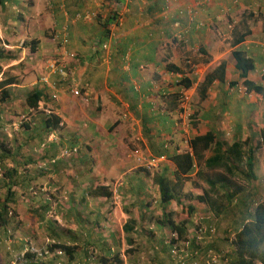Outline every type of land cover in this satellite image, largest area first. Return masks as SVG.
Here are the masks:
<instances>
[{
  "label": "crops",
  "instance_id": "obj_1",
  "mask_svg": "<svg viewBox=\"0 0 264 264\" xmlns=\"http://www.w3.org/2000/svg\"><path fill=\"white\" fill-rule=\"evenodd\" d=\"M42 1L47 0H31L32 3L27 7L22 4L20 10L15 11L13 9L18 2L4 0L5 9L0 10V18H3L1 22L3 25H10L13 28L18 25L23 30L25 38L33 39L30 48L32 53L52 55V58L56 59L63 58L61 64L65 67V77L68 80L65 77L61 79L63 81L66 79L67 84L52 77L51 87L39 81L35 85L46 96L39 103L45 105V112L49 105L47 95L50 96L53 91L59 93L56 94L59 97L58 101L53 106L54 117L59 119V124L52 128L46 137L48 155L51 150L67 145L79 150L82 147L83 155L74 159V162L91 166V162L94 161L95 166L101 169L112 166L128 167V161L119 160L115 151H125L130 147L127 146L130 144L126 142V138L136 130L138 124L144 132L142 135L145 139L144 145L154 152H159L158 154H163L167 150L173 153L172 150L176 148L174 140L168 138L170 145L167 146V141L159 140L152 130L155 127L158 128V133H164L166 137L175 136L173 118L175 114L182 112L177 105L178 91L172 90L173 86L180 87L177 86L178 77H187L193 82L190 96L195 95L197 100V106L191 114L199 120V127L192 132L191 138L214 131L220 140L230 145L235 140H241L247 141L249 146H258L259 132L264 128V93L258 95L246 91L249 100L246 97L239 98L236 94L238 84L235 86L231 84L239 79L231 51L238 49L252 59L254 69L248 73L247 78L264 89V0H49L52 5L50 7L44 5ZM62 6L67 9L70 18L62 15ZM113 11L117 18L116 23L109 25L110 33L105 38L102 36L101 23L104 18L112 15ZM78 12H94L96 18H74V14ZM14 14L16 16L12 17ZM247 30L249 33L243 41L236 47H231L233 38L239 37ZM53 34H56L58 40L51 39ZM63 37L68 41L66 45L60 43ZM172 37H177L180 41L179 49L171 48ZM55 41L58 42L53 46ZM103 45H106L105 50L102 48ZM5 47L9 51L17 48L13 44ZM170 55H173L171 59ZM228 56H231L232 60ZM221 62L226 64L224 83L215 80L206 89L200 88L205 75ZM170 63L179 66L182 71L180 75L175 74L176 84L172 83L171 77L174 74L166 70V65ZM229 71L235 77L233 80L229 79ZM250 74H254L253 77ZM240 82L242 83V80ZM14 86L18 89L23 88L19 83L12 85L6 103L16 102L15 94H12ZM74 86L80 89V96L69 95L70 89ZM181 91L189 93V90L183 87H180ZM27 93L28 91L25 94ZM161 101L163 107L160 105ZM0 105V119H13L12 114L8 115L9 111L2 110L3 104ZM252 111L256 115L255 119L259 118L258 123L254 120L256 125L249 120ZM225 113H228V119H233L230 121L234 126V134L231 137H227L220 127V119ZM41 123L40 121L37 127L43 130ZM42 134L45 138L46 134ZM67 139L69 141L65 142ZM23 145L25 143L18 144L12 149L20 151ZM261 152L264 154V147L256 153V171L262 166ZM13 161L7 159L3 164L7 168H12L15 165ZM28 163L32 162L22 160V165ZM167 163L173 172V165ZM16 164L22 166L20 162ZM19 174L31 180L40 176L33 170H25ZM138 176L130 177L126 174L128 178L120 183L119 190L103 186L111 194L108 198L94 194V189L88 192L86 197L93 198V203H99L100 207L95 211L94 220L86 223L82 221L78 228L67 224V230H64L66 233L62 234L58 227L66 229L64 225L56 223L57 228H54L50 223L47 231H51L52 239L38 230L42 222L35 218L34 214L35 211H40V208H29L26 217L23 214L24 216L18 215V218L10 219L9 224L0 226V264H58L67 260L77 264H90L97 260L99 264L101 258L110 262L113 260L111 258L116 256L122 260V264H131L130 257L127 259V254H120L116 248L139 245L143 249L137 257L142 259L146 251L155 246L162 247L170 239V230L157 226L154 222H143L137 223L133 231L126 234L122 228L126 223L124 217L127 213L118 206L113 210L111 206L107 209L110 205L108 202L121 196L135 200L136 204L139 183L143 185L145 193V186ZM102 177V184L107 183V174L103 172ZM155 177L152 178L154 184ZM170 179L173 180V177ZM183 188L184 185L182 192ZM119 191L121 196L118 195ZM173 203L177 204L172 201L166 210V213L171 215L170 219L174 212L171 208ZM193 206L198 210L199 219L204 217L205 210H208L209 214H215V211L206 204ZM138 211L139 209L134 215L132 213L133 220L139 219ZM231 212L229 214L233 220L234 215ZM59 220L61 219L58 218L57 221ZM175 223L183 226L189 233L185 237L192 235L196 230V226L193 228L189 222ZM217 227L219 228V224ZM73 231L83 232L77 236ZM225 232L226 229L221 231L223 234ZM215 241L220 242L218 238L216 240L214 238ZM49 242L74 248L70 255H66L65 260L56 256L38 257L39 250L43 246L45 248ZM165 253V256L159 252L148 258L164 260L165 264H169L167 252ZM202 260L203 257L200 256L199 261ZM131 261L132 264H136L134 263L136 260ZM190 261L186 259L183 263H194ZM230 262L225 260L224 263Z\"/></svg>",
  "mask_w": 264,
  "mask_h": 264
},
{
  "label": "rangeland",
  "instance_id": "obj_2",
  "mask_svg": "<svg viewBox=\"0 0 264 264\" xmlns=\"http://www.w3.org/2000/svg\"><path fill=\"white\" fill-rule=\"evenodd\" d=\"M16 1L18 3L15 5L16 8L13 9L15 11L20 10L22 4H25V7H27L29 3H32L31 0ZM42 3H44V5L47 4L48 7L52 6L51 1L49 0L45 2L42 1ZM51 9L53 8H50V10ZM61 10L62 15L70 18V15L65 7L62 6ZM78 13L74 14V18H96V14L94 12ZM15 16V14L12 15V17ZM2 21L3 18H0V26H2L0 28V80L14 76L16 77L17 82L23 88L18 89L16 86L12 87V89L14 90L12 91V94H15L16 102L6 103L2 106V110L5 112L9 111L8 115L12 114L14 118L11 120L6 118L0 119V144L3 143L4 150H9V156L12 158V160L15 161V164L17 162H20V165H22V160L26 159L32 162L22 166L16 164L18 171H20L21 174L24 173L25 170H33L35 173L41 174L36 179L29 181L25 188L19 187V189H17L16 187L14 191H12L15 192L14 202L9 206V209H12L13 212L12 218H18V215L21 216L23 214H25L26 217L28 212L27 207L40 208V211H38V213L43 214L44 221H42L41 225H39L41 228L38 227V230L43 235L46 234L47 236H50L48 238L52 239L51 231H47L48 224L52 223L54 225V228H57L56 223L64 225L63 227H65L66 229L58 227L60 228V234H62L66 233L65 231L67 230V224L69 226L72 225L78 228L80 226V222L83 221L84 223H86V221L94 220L95 211L100 207H98L99 203H93V198L86 197L88 192L103 186H106L107 188L111 187L113 190H117L118 188H121L120 183L127 180L128 177H126V174H128L130 177L139 175V179L142 180L145 186L146 197L143 199L144 204H150V206L153 208V211L156 209L158 210L159 199L156 195V187L152 182V178L159 174H165L167 178H170L172 177L171 171L169 168V163H167V161L157 162L154 165L151 164V160L157 158L156 154H158L159 152H154L153 150L148 148L147 145H144L145 139L142 136L144 135V132L140 124H138L135 127L136 130L132 132V134H128V137L126 138V142L130 144L127 146L130 147L125 151H115V155L119 158V160L124 159L128 161V167L112 166L101 169V167L95 166L94 161L91 162V166L87 164V166H84L83 164L74 162V159H78L79 156L83 155L82 147H80V150L77 148L71 149L67 145L63 146V148L60 149L51 150L50 152H48L50 155H48V148L45 145L47 139H43L44 141L42 143H40V140L36 137H33L32 140H27L28 137H32V135L34 134H41L42 130H38L37 125L40 123V121L43 120L44 117L55 115L53 106L58 101L59 97H57V95L59 93L57 94L53 91L50 96L47 95V101L49 102V105L47 107V112H45V105L42 104H39L38 109L36 110H29L25 107L24 97L26 95V91L34 88L36 83L42 78H45L47 80V85H50V87L52 86V77H56L57 80H60V82L66 84L68 82V79L67 77H65L67 80L65 79V81H63L60 75L51 73L48 67L49 64L55 60L59 61L61 64V60L63 59L62 57L56 59L52 58V55H36L34 54L35 52L32 53L33 51H31L30 48L33 39H27V37L25 38V36L23 35V30H21L18 25L13 28L12 26L10 27V25H3L1 23ZM55 35L56 34H53L51 36V39L54 38L55 40H58V37ZM57 42L58 41H55L53 43V46H55ZM11 44L17 46V48H14L13 51H9L5 47ZM180 46L181 45L178 38L172 37L171 48L175 47L176 49H179ZM16 52H19V54H17ZM172 57L173 55H170V59ZM229 57L231 58V56H228V58ZM177 58L175 60H177ZM180 58L181 56L179 57V60ZM177 63H179V61ZM63 68L64 72L66 73L65 67ZM228 75L230 76V80H233L235 78L231 71L228 72ZM253 75L250 74L251 77H253ZM174 77L175 74L171 77L173 78L172 83L176 84L174 81ZM180 78L181 77H178V80H180ZM237 80L238 87L236 88V94L239 96V98L246 97V99L249 100L246 94V90L240 82V79ZM75 87L76 86L72 88ZM180 87L173 86L172 88L173 91H178L179 98L177 99V105L178 109L182 110V112L175 114L173 118V128L175 136L166 137L164 133H158L159 130L155 127H153L152 131L157 134L159 140L165 139L168 143L167 146L170 145L168 138H172L174 140L173 142H175L176 144V148L183 152L187 150V141L191 138L192 132L196 130L197 127H199V120L196 119L197 117L195 115L191 114V112H193V110L197 106L195 95L190 96L191 90H189V93H186L185 91L180 92ZM69 95L73 96L71 91ZM84 100L86 101L87 98ZM199 104H201V102H199ZM160 105L163 107L162 101ZM228 116V113H225L224 116L220 119V127L223 133L227 134V137H231L234 134V126H232V123H230V121L233 119H228ZM255 117L256 115L252 111L249 120H252L253 122L249 121V123L251 122L253 125H256V121L258 123L259 118L255 119ZM254 120L256 121L254 122ZM68 137L70 138L71 136L69 135ZM51 140L53 141V139ZM67 141H69V139L65 140V142ZM24 143L25 145H23V148L20 151L12 149L15 148L18 144ZM175 144H173V146H175ZM43 145L46 148V152L45 150L43 151ZM109 154L112 155L111 153ZM209 156L210 154L206 153L205 158ZM114 160L115 158L112 159V162ZM260 160L262 165L261 169L257 168L256 171L257 176L259 177V181L253 183L252 187H250L249 185L247 186V193L252 194L256 202H259L260 199L264 198V154L262 152L260 153ZM9 164L10 163H8V165ZM27 165L28 167H26ZM45 167L46 171L45 169H43ZM198 168L200 171V175L197 176L195 174ZM103 172L107 174L106 181H108L107 183H103L104 185L102 184L101 180L103 179ZM123 172L124 174H122ZM220 173H222V171L220 170L213 171L206 169V167L203 166V162H201L199 166L197 165L193 169V171L188 176V181L184 183L183 195L185 194V198H182V201L180 203H173V206L171 207L174 210L172 219L175 222L186 221L191 223V226L193 228L197 225H199V227L201 226L200 221H202V219H199L197 212L198 210L194 207L192 211H190L189 206H191V204L200 205V203L197 201V196H201L202 198L204 196L205 190L209 188L204 179L214 178L217 174ZM1 174L2 170H0V179ZM20 177L23 178L22 176ZM22 185L23 183L21 184V186ZM125 191H127V189H125ZM119 193L120 191L118 192V195H120ZM190 194H192L193 197L191 196L192 198L188 199ZM0 195H2L3 197L4 195H6V189L2 188L1 182ZM121 197H118L119 199L117 198L108 202L110 203V205L107 207V209L111 206L113 210L114 207L118 206L122 211H125L127 213H125L126 215L124 214V220L127 221L129 217H133L134 213L137 212V209H139V206L135 204V200L130 199L129 197H122L121 199ZM217 200L220 201V197L218 194ZM114 202H116L117 204H114ZM249 204L250 202L248 203V205ZM253 210L254 208L251 207L250 209H247L246 212H249L250 216L252 217ZM89 211L91 212L89 213ZM205 213L206 214L204 215V217L210 216V218L212 219V216L209 214L208 210H205ZM62 215H64V217H62ZM158 215L159 214L156 215L155 213L154 218H157ZM58 218L61 220L57 221ZM230 221L231 215H220L219 217L216 216V218H214L213 226L215 230L212 234L215 240L216 238H218L220 241L219 243L218 241H215L213 244L215 245L214 251H216L217 253H214L212 250V255L209 256L206 255V252H204L205 249L201 250L199 254L195 256L199 257L190 261L191 263L194 262L193 264H207L208 262V264H218V257L220 264H225V261L221 258L228 256L227 254L230 244L229 238L230 240H232L233 238V235L228 234V230L229 233H234L236 231V228H234L233 225H231L230 228L228 227ZM218 224L219 228L217 227ZM198 229L199 228H197V230ZM225 229L226 232L224 234L221 233V231ZM82 232L83 231H76L74 233L78 236ZM187 236L190 237V235ZM43 238L45 237L43 236ZM49 244L50 242L45 246V248L43 246V248H41L39 251L48 250L47 248ZM177 244L180 251L186 252L184 246L182 245V242H178ZM174 248H176V246ZM141 249H143V247H140L139 245H133L132 247L120 246V248H116V250L120 254H127V259H129L130 257L129 263L131 264L133 263L131 260H136L134 262L136 264H158V261L148 258L156 255V250L154 248L149 250L148 252L146 251L145 254L142 255V259L137 257L140 255L139 253L142 252ZM176 252L177 251L170 252L171 256H168L170 259H168L167 261L169 264H176L175 262L178 260L176 259ZM180 254L181 252L179 253V260L181 261L182 257ZM200 256L203 257V262L199 261ZM212 256H214V261H212ZM183 261L184 260H182V263ZM90 264H98V261L95 260Z\"/></svg>",
  "mask_w": 264,
  "mask_h": 264
},
{
  "label": "trees",
  "instance_id": "obj_3",
  "mask_svg": "<svg viewBox=\"0 0 264 264\" xmlns=\"http://www.w3.org/2000/svg\"><path fill=\"white\" fill-rule=\"evenodd\" d=\"M4 0H0V10L3 11L5 8ZM4 8V9H3ZM114 10V9H113ZM116 15L114 11L112 15L108 18H104L101 23L102 36L106 38L109 35V25L115 24ZM249 33L245 31L239 37L235 36L231 47H236L239 45L244 37ZM231 56L235 61V70L238 72V77L242 80V85L245 87L247 92H254L258 95L264 93V89L253 82L248 80V73L253 71L254 63L251 58H249L243 51L238 49L231 51ZM166 70L172 74L180 75L182 71L179 66L168 64L166 65ZM226 64L225 62L219 63V65L205 75L204 80L199 86L200 88L206 89L213 81L218 80L220 83H224L226 77ZM16 77H8L6 79L0 80V103L6 104L9 99V88L12 85H16ZM193 82L187 78L182 77L177 85L182 86L185 90H190L192 88ZM233 86L238 84V81L231 82ZM203 89V90H204ZM46 98L41 89L37 87L32 88L28 91L24 97V105L29 110L38 109L39 103ZM1 106V105H0ZM42 132L41 134H34L32 137H28V140H32L33 137L40 140L42 143L46 139L47 135L52 128L59 124V119L54 116L44 117L41 121ZM38 130H41L38 128ZM46 136L44 138V134ZM259 143L257 147L249 146L247 141L235 140L231 145L225 141L219 139L217 132L208 131L206 134L201 136H195L187 141V150L181 152L178 148H175L173 153H169L167 150L163 154H156L157 157H165V161L170 162L174 171L171 172L173 180L167 178L165 174H159L155 177V187L156 195L158 197V210H154L150 204H144L143 199L145 196L143 185L139 183L138 186V197L136 199V205L139 206L138 220H133L129 218L124 224L122 230L124 233H131L137 223L142 224L143 222H154L157 226L165 227L166 230L171 231L170 239L163 245L155 246V254L162 253V256H169L173 248L176 246L178 259L175 263H182L179 260V253L181 252V257L185 261L186 259L194 260L196 259L199 252L204 250L206 255L211 256L212 250L214 253L215 245L214 243V218L220 215L229 216V212L233 213L234 219L231 220L228 225L236 228L234 233H229L233 235L232 240H230L228 256L221 258L222 260L231 261L230 264H264V198L260 199L259 202L255 201L252 194L247 193V186L252 187L258 179L256 174V153L261 148L264 147V128L259 132ZM46 145V144H45ZM43 145V151L45 150ZM72 149V148H71ZM0 170H2L0 182L2 183V188L6 189V195L4 197L0 195V226H6L9 224L10 219H12V209L9 206L14 202L15 192L14 189L17 187L25 188L27 183L31 181L30 178H21L20 171H18L17 165H13L12 168H7L3 162L7 159H12L9 155V150H4L3 143L0 144ZM206 153L210 156L205 158ZM13 161V160H12ZM14 162V161H13ZM203 162V166L208 170H220L222 173L217 174L213 180L207 178L204 181L209 186V191H205L204 196H197V201L208 205L211 209L215 211V214H210L208 217H202L200 221L201 226H196V230L190 237H185L186 229L179 224H176L172 219L171 215L166 213L167 206L175 201L180 203L183 195L182 187L186 181H188V176L193 171V169ZM46 171V167L43 168ZM166 170V169H165ZM43 172V171H42ZM41 175V174H40ZM195 175H200L199 168ZM209 181V182H208ZM23 185L21 186V184ZM142 183V182H141ZM94 194H99L103 197H110L111 194L107 191L106 187H98L93 190ZM217 194L220 197V201L217 200ZM215 195L216 197H214ZM193 195L190 194L188 199H191ZM250 204L248 205V203ZM248 206V207H247ZM251 207L254 208L252 217L247 209ZM194 208L193 204L189 206V210L192 211ZM27 209H29L27 207ZM44 210V209H43ZM160 210V211H159ZM159 211V212H158ZM35 218L40 222L44 221L43 214H39L35 211ZM11 213V214H10ZM155 213L159 214L157 218H154ZM14 219V218H13ZM217 221V219H216ZM197 228H199L197 230ZM192 236V237H191ZM178 242H182L186 252L180 251L178 248ZM74 247L66 246L64 244L58 245L53 244L48 246V251L53 252L55 249L62 250L64 252V257L70 255ZM159 248V249H157ZM157 255V254H156ZM171 256V255H170ZM157 258V257H156ZM112 261L108 262L107 259L101 258L99 264H122L117 256L112 257ZM158 259V258H157ZM170 259L169 257L167 260ZM65 260V258H64ZM68 263V260L65 261ZM62 261L63 264H66ZM217 262L219 263L218 257ZM61 264V263H60ZM158 264H165L164 260H158Z\"/></svg>",
  "mask_w": 264,
  "mask_h": 264
},
{
  "label": "built area",
  "instance_id": "obj_4",
  "mask_svg": "<svg viewBox=\"0 0 264 264\" xmlns=\"http://www.w3.org/2000/svg\"><path fill=\"white\" fill-rule=\"evenodd\" d=\"M55 40V39H54ZM67 39L66 37H63L61 40H60V43L65 45L67 43ZM102 48L105 50L106 49V45H103ZM59 61H53L49 64V70L51 71V73H54V74H58L62 77V79H64V77L66 76L65 75V72H64V68H63V65L60 64V62L58 63ZM41 84H46L47 85V80L45 78H42L40 79L39 81ZM71 93L75 96H80L81 95V92H80V89L75 87V88H71L70 89ZM165 157H157L153 160H151V164L154 165L156 164L157 162H164L165 161ZM54 244V243H53ZM51 244V245H53ZM48 249V248H47ZM176 251L175 248H173L172 252ZM177 254V252H176ZM38 257H43V258H48V257H51V256H56V257H60L62 258V260L65 258L64 257V252L62 250H59V249H55L52 253L49 252L48 250H44V251H40L37 253ZM214 256H212L213 258ZM216 258V257H215ZM212 261H214V258L212 259ZM63 264L62 262H59L58 264ZM66 264H75V263H66ZM208 264V262H207Z\"/></svg>",
  "mask_w": 264,
  "mask_h": 264
}]
</instances>
